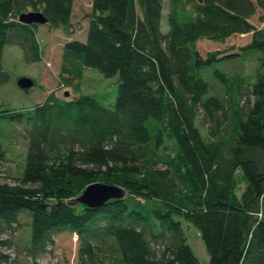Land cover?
Returning a JSON list of instances; mask_svg holds the SVG:
<instances>
[{
    "label": "trees",
    "instance_id": "1",
    "mask_svg": "<svg viewBox=\"0 0 264 264\" xmlns=\"http://www.w3.org/2000/svg\"><path fill=\"white\" fill-rule=\"evenodd\" d=\"M73 1L0 0V85L6 44L25 63L42 56L39 24L19 16L41 12L71 36ZM163 10V0H92L85 41L63 44V72L117 75L113 106L50 93L27 110L0 108L29 124L22 173L0 182V235L28 211L34 264L64 231L76 235V264H199L182 221L198 229L206 264H264V0H167L166 32ZM253 51L256 82L219 70L209 82L214 63ZM95 182L124 197L77 203Z\"/></svg>",
    "mask_w": 264,
    "mask_h": 264
},
{
    "label": "rangeland",
    "instance_id": "2",
    "mask_svg": "<svg viewBox=\"0 0 264 264\" xmlns=\"http://www.w3.org/2000/svg\"><path fill=\"white\" fill-rule=\"evenodd\" d=\"M163 7L161 30L166 32L168 30L167 0H163ZM91 12L92 0L73 1L71 17L73 33L71 36H66L60 29H50L46 25H39L36 29V36L41 46L42 56L38 62L25 63L23 51L18 45L6 44L4 46L1 67L7 73L8 80L0 85V108L10 111L27 110L41 103L50 93H54L59 98L90 94L105 106L114 105L117 95V75L105 77L97 69L86 67L82 69L81 76L76 77L61 69L63 44L71 39L85 41L88 15ZM248 53L247 57L243 55L244 58L241 56L235 60L214 63L206 72L212 78L209 82L214 80L216 85L220 83L219 79L213 76V70L222 71L230 76L239 74L246 82H256L257 69L262 67L263 54L259 51ZM203 71H201V76L207 79ZM21 77L30 78L34 85L27 90L19 88L16 82ZM63 78H66L69 84H65ZM66 92L68 96H65ZM198 126L204 133L200 123ZM28 128L29 124L26 120L0 118V182L16 183L22 173L27 148L24 132ZM25 212L20 214L19 224L13 232L0 235V239L6 241L5 245L0 248V252L8 256V261L2 264H34V261L27 255L31 218L30 213ZM181 226L186 241L199 264H206L208 255L198 229L192 223L185 221L181 222ZM76 251V235L64 231L54 236V243L46 253L36 258L35 262L36 264H76Z\"/></svg>",
    "mask_w": 264,
    "mask_h": 264
},
{
    "label": "water",
    "instance_id": "3",
    "mask_svg": "<svg viewBox=\"0 0 264 264\" xmlns=\"http://www.w3.org/2000/svg\"><path fill=\"white\" fill-rule=\"evenodd\" d=\"M19 20L26 24H46L47 20L41 12H25L19 16ZM17 86L21 89H29L34 85L33 80L28 77H21L17 80ZM68 96V92L65 93ZM124 191L121 187L102 182H95L87 185L83 192L76 198V202L89 208H97L111 199H122Z\"/></svg>",
    "mask_w": 264,
    "mask_h": 264
}]
</instances>
